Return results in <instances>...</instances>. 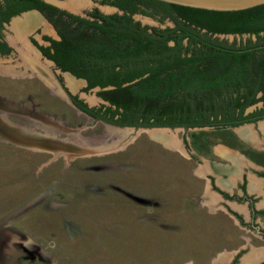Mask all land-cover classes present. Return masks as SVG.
<instances>
[{"label": "rangeland", "instance_id": "rangeland-1", "mask_svg": "<svg viewBox=\"0 0 264 264\" xmlns=\"http://www.w3.org/2000/svg\"><path fill=\"white\" fill-rule=\"evenodd\" d=\"M48 1L82 16L95 7L113 13L112 6L96 0ZM26 16L22 22L31 17L35 25L48 28L42 17L25 13L20 18ZM140 16L141 22L158 24ZM32 75L26 74L16 85L26 107L32 98L49 125L13 115L10 119L24 127L26 136L28 131L36 138L56 132L59 140L91 150L55 155L43 143L0 144L6 148L0 149V228L9 222L18 231L17 244H26L10 255L0 236V264H181L183 254L205 262L208 252L218 247L219 221L207 219L194 203L198 185L203 186L192 173L196 162L170 146L181 141L184 130L149 131L96 122L70 104L58 76ZM63 78L90 105L102 103L99 93L82 92V80ZM258 125L263 128L264 120ZM257 126L256 130L254 124H244L234 130L252 127L256 134ZM169 137L174 144L161 141ZM210 138L211 143L218 142Z\"/></svg>", "mask_w": 264, "mask_h": 264}, {"label": "trees", "instance_id": "trees-1", "mask_svg": "<svg viewBox=\"0 0 264 264\" xmlns=\"http://www.w3.org/2000/svg\"><path fill=\"white\" fill-rule=\"evenodd\" d=\"M96 1L123 13L95 7L80 16L44 0H18L22 10L48 9L60 27L62 40L50 56L86 79L87 90L103 89L110 105H84L90 115L122 127H212L201 134L233 133L264 118V4L221 11L163 0Z\"/></svg>", "mask_w": 264, "mask_h": 264}, {"label": "flooded vegetation", "instance_id": "flooded-vegetation-1", "mask_svg": "<svg viewBox=\"0 0 264 264\" xmlns=\"http://www.w3.org/2000/svg\"><path fill=\"white\" fill-rule=\"evenodd\" d=\"M44 1L50 3L48 0ZM22 6L18 0H0V144L5 146L11 143L26 144L25 142H34L33 138H36L30 131H28L30 136H26L24 127L12 121L11 115L32 119L36 121L35 123L46 121L37 111L38 104L32 98L28 99L31 106L26 107V102L22 99L23 94L19 91L20 86L16 85L17 81L25 79L26 74L58 76L62 93L67 96L73 107L96 122H105L84 109V105L98 109L106 105L105 103L92 106L81 97L80 91L74 93L63 83V75L71 72L64 70L50 56L56 52L55 42L62 40V34L60 27L50 18L49 10L38 8L22 10L20 9ZM54 6L61 11L65 10ZM25 13H34L42 17L48 28L45 30L44 27L35 24L22 26L20 23L29 17L20 18ZM59 14V11L54 12L55 17ZM40 22L41 19L38 20V23ZM49 29H52L53 35L48 34ZM9 81L14 84L10 86ZM86 82L87 84L81 88L82 92L91 90H87L88 81ZM261 105L262 103L259 104ZM249 109L248 112H251ZM261 120L264 118L232 127L233 133L201 134L199 131L203 129L200 127L180 126L184 130L181 155L196 162L197 166L192 173L196 181L203 184L197 187L194 203L207 219L219 221L218 234L215 235L219 244L215 250L208 252L206 261L200 262L194 256L186 258L189 255L183 254L181 264H264V127L257 126ZM244 124H254V129L257 130V126L260 131L255 134L252 127L248 128V131L234 130ZM44 125L49 124L44 122ZM190 129L199 131L190 132ZM198 137L203 139L199 141ZM210 137H216L218 142L211 143ZM8 223L0 228L1 243L2 246L8 245L9 251L6 247L5 249L10 255L12 253L15 255L26 244L22 240V246L17 244V239L20 240L18 231ZM11 239L15 241H10Z\"/></svg>", "mask_w": 264, "mask_h": 264}, {"label": "water", "instance_id": "water-1", "mask_svg": "<svg viewBox=\"0 0 264 264\" xmlns=\"http://www.w3.org/2000/svg\"><path fill=\"white\" fill-rule=\"evenodd\" d=\"M163 1L175 3V4H179V5H184V6L198 7V8L211 9V10H221V11L242 10V9H248L251 7H255V6L264 4V0H163ZM113 12L123 13L117 7H113ZM140 17H141L140 15H135V19H137V20H139ZM142 23L150 25V23H152V21L150 23L148 21H142ZM156 23H158V22H156ZM219 36L221 38L234 37V35H223V34H221ZM66 75H70L71 77H73L75 79L82 80L83 83L87 84L86 80H84L82 78H77L75 75H73L71 73H66ZM110 88H113V86L107 87V89H110ZM91 90H93L95 95H97V93L99 91H102L103 89L101 87L97 86L95 88H92ZM100 100L102 101V103H105L106 105H110V102L106 101L102 97H100ZM126 127L149 129V131L159 130L161 132H164V130H167V129H171V130L172 129H182L181 127H176V128H172V127H135V126H126ZM200 129H204V128H200ZM55 135H56V132H55ZM55 135L54 136L48 135L45 137L33 138L34 142H31V144L35 146L36 144L42 145V143H43V146L47 147V149H52L53 151H55V155H60L61 153H66L69 155H79V153H86V152L91 150L89 148H84V147H81L77 144L70 143L69 141H66V139H60L59 140ZM161 141H163V140H161ZM176 141H177L176 145H170L164 141L163 142L166 143L167 145H170L171 147H175V148H178L181 150V141H179L177 139H176Z\"/></svg>", "mask_w": 264, "mask_h": 264}, {"label": "bare ground", "instance_id": "bare-ground-1", "mask_svg": "<svg viewBox=\"0 0 264 264\" xmlns=\"http://www.w3.org/2000/svg\"><path fill=\"white\" fill-rule=\"evenodd\" d=\"M38 19V18H37ZM35 22H37V21H35L33 18H30V20L28 19V21H25V22H22V23H20L22 26H24V27H28L29 25H32V24H36ZM69 82H70V85L72 86V87H75V86H77V82H74V81H70L69 80ZM152 133H158L157 131H155V132H152ZM162 136H165V135H162ZM166 137H168V136H166ZM168 139V138H167ZM163 141H165V142H167V143H173L174 144V141H173V139H171L170 137H169V140L167 141V140H163ZM175 143H176V141H175Z\"/></svg>", "mask_w": 264, "mask_h": 264}]
</instances>
